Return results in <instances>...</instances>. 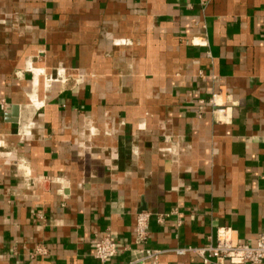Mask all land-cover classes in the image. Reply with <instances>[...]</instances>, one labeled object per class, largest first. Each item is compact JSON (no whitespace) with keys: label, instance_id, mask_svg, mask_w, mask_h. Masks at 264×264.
I'll use <instances>...</instances> for the list:
<instances>
[{"label":"crops","instance_id":"crops-1","mask_svg":"<svg viewBox=\"0 0 264 264\" xmlns=\"http://www.w3.org/2000/svg\"><path fill=\"white\" fill-rule=\"evenodd\" d=\"M141 213L158 264L264 234V0H0V264H96Z\"/></svg>","mask_w":264,"mask_h":264},{"label":"built area","instance_id":"built-area-1","mask_svg":"<svg viewBox=\"0 0 264 264\" xmlns=\"http://www.w3.org/2000/svg\"><path fill=\"white\" fill-rule=\"evenodd\" d=\"M62 81L65 79L62 77ZM218 95L210 99V106L215 113L223 114L225 110L217 102ZM149 213H141L136 218L135 245L136 248H121L118 237L108 230L103 237L96 240L93 257L96 264H109L119 255L128 252L130 259L124 264H158L162 255L169 251L153 250L147 247L150 238ZM42 220V217H40ZM161 222V221H160ZM227 229L218 232L215 243H209L201 248H186L170 251L177 256L193 254L203 264H211L215 260L217 264H264V234L260 236L256 245L235 243L228 236ZM48 255V248L38 245L31 257Z\"/></svg>","mask_w":264,"mask_h":264},{"label":"water","instance_id":"water-1","mask_svg":"<svg viewBox=\"0 0 264 264\" xmlns=\"http://www.w3.org/2000/svg\"><path fill=\"white\" fill-rule=\"evenodd\" d=\"M16 111H17V109H16Z\"/></svg>","mask_w":264,"mask_h":264}]
</instances>
